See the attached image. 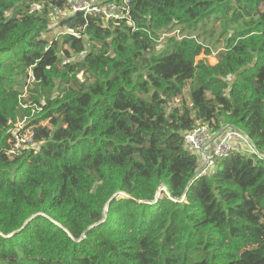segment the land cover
<instances>
[{
  "label": "trees",
  "instance_id": "trees-1",
  "mask_svg": "<svg viewBox=\"0 0 264 264\" xmlns=\"http://www.w3.org/2000/svg\"><path fill=\"white\" fill-rule=\"evenodd\" d=\"M108 2L0 0V264H264V0Z\"/></svg>",
  "mask_w": 264,
  "mask_h": 264
},
{
  "label": "built area",
  "instance_id": "built-area-1",
  "mask_svg": "<svg viewBox=\"0 0 264 264\" xmlns=\"http://www.w3.org/2000/svg\"><path fill=\"white\" fill-rule=\"evenodd\" d=\"M81 0H69V7L71 11H75L77 9H86L94 14H102L103 21L106 23L112 18H116L118 16V10H126V5L123 3L121 5H117L114 2L102 3V4H93L91 6L85 5L83 0V5H80ZM59 14L63 15L66 13L64 11H58ZM69 12V11H68ZM24 140H28L31 137V133H27ZM216 139V140H215ZM215 140V142H214ZM210 151L207 153L203 152V147L207 144L213 143ZM19 145L22 146L21 141H19ZM187 146L200 153L203 161L202 172L205 171L211 164L214 156L218 155H227L231 150H242L244 147H247L249 150L254 152L253 145L251 144L249 138L242 134L238 130H225L220 134L213 136L209 128H199L194 129L187 134Z\"/></svg>",
  "mask_w": 264,
  "mask_h": 264
},
{
  "label": "rangeland",
  "instance_id": "rangeland-1",
  "mask_svg": "<svg viewBox=\"0 0 264 264\" xmlns=\"http://www.w3.org/2000/svg\"><path fill=\"white\" fill-rule=\"evenodd\" d=\"M102 0H95L94 3H99L101 2ZM80 5H83V0L80 1ZM61 14H59L58 12V15L56 17H54L52 19V22H51V25L52 26H55L56 25V22L58 21V17L60 16ZM212 25H215L214 26V35L212 36H205L204 40L202 41V43L206 46H208L211 50H212V54L208 55V56H205L203 53H201L199 56H197L195 58L196 59H201V58H205L210 64H214L216 63V53L218 52V50H220L221 48H224V33L223 32V29H224V25L222 24L221 21L219 20H215V21H211L207 24V27L208 28H211ZM218 28V30H217ZM221 28V30H220ZM231 31V30H230ZM61 32V29L56 26L55 28V33H56V36L54 38L57 37V34ZM231 34V32H230ZM47 35L51 36V33H48ZM50 38H53L52 36ZM16 126H18L17 124H15ZM28 133V132H27ZM216 140V139H215ZM214 140V142H215ZM213 143L211 144H207L203 147V152L204 153H207L210 151L211 147L213 146ZM202 160V158H201ZM202 165H203V161H201V164H200V167L202 168ZM163 188V187H161Z\"/></svg>",
  "mask_w": 264,
  "mask_h": 264
},
{
  "label": "water",
  "instance_id": "water-1",
  "mask_svg": "<svg viewBox=\"0 0 264 264\" xmlns=\"http://www.w3.org/2000/svg\"><path fill=\"white\" fill-rule=\"evenodd\" d=\"M161 189H163V188H160V189H159V191H158L157 194H156V198L160 197V190H161ZM25 223H27V221H26Z\"/></svg>",
  "mask_w": 264,
  "mask_h": 264
}]
</instances>
